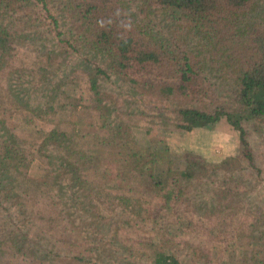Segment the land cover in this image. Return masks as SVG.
I'll list each match as a JSON object with an SVG mask.
<instances>
[{"label": "trees", "instance_id": "16d2710c", "mask_svg": "<svg viewBox=\"0 0 264 264\" xmlns=\"http://www.w3.org/2000/svg\"><path fill=\"white\" fill-rule=\"evenodd\" d=\"M83 105L94 131L56 126ZM245 118L264 119V0H0V264H264ZM195 126L237 130L250 166L175 165L156 132Z\"/></svg>", "mask_w": 264, "mask_h": 264}, {"label": "rangeland", "instance_id": "374dc122", "mask_svg": "<svg viewBox=\"0 0 264 264\" xmlns=\"http://www.w3.org/2000/svg\"><path fill=\"white\" fill-rule=\"evenodd\" d=\"M69 92L73 93V86L69 84L66 86ZM153 109H149V112H152ZM171 114V113H170ZM14 118L22 122V124L28 123L27 126L30 127L31 130L35 128H48L51 125L46 124L41 121H34L29 122L27 119L23 117V112H15L13 113ZM13 118V117H12ZM11 118V119H12ZM64 118V117H62ZM98 124L97 120V113L91 106H79L78 110L71 116L64 118L56 123V126L65 129V130H72V129H80V130H90L94 131L96 129V125ZM244 124H254L255 126H249V133L247 136L250 138L253 148V153L255 157V161L259 164L262 168V178L264 181V119H251L245 118ZM200 127V126H195ZM195 127H193L189 131H182L179 128L168 127L166 130L167 132H156L157 136L165 137L166 141L169 145V152L170 156L174 159L175 165L183 166V161L180 159L185 153L187 152H194L199 153L203 158L210 162H218L223 157L233 156L236 157L239 164L250 166L246 156L244 155L243 145L239 139V134L237 130L229 129L227 126L221 128H207L201 127L204 130H208L211 138L207 140L204 136V139L207 140V144L203 146V148L209 150L213 147V152L215 153L214 156H204L202 155L198 149L194 148L197 144H193L196 141V137H194L193 132ZM253 127L257 129H253ZM170 129V130H169ZM256 131H260L262 136ZM155 133V134H156ZM195 133V132H194ZM237 140L238 146L236 148L232 147L230 149L229 145L226 147L225 144H232L234 140ZM212 144V145H211ZM257 168V166H256ZM255 168V169H256ZM253 169V168H252ZM42 170L38 160H34L29 169V176L31 179L41 175ZM219 264H232V262H228L227 260L223 259L220 261Z\"/></svg>", "mask_w": 264, "mask_h": 264}, {"label": "crops", "instance_id": "0c3cea01", "mask_svg": "<svg viewBox=\"0 0 264 264\" xmlns=\"http://www.w3.org/2000/svg\"><path fill=\"white\" fill-rule=\"evenodd\" d=\"M202 126H200V127H195V129H194V132H193V135H194V137H196V141H195V143L193 142V144H197V146H194V148H196V149H198L201 153H203L202 155H204V156H207V157H209V156H214V152H213V147H211L209 150H207L206 148L204 149L203 148V146L205 145V144H207V140H210V138H211V135H210V133H209V131L208 130H204L203 128H201ZM204 136L206 137V139L207 140H202V139H204ZM237 137L239 136V134H237L236 135ZM212 145V144H211ZM229 145V147H230V149L232 148V147H234L235 148V146H236V148H237V146H238V142H237V140L235 139L234 141H233V143L232 144H225V146L227 147Z\"/></svg>", "mask_w": 264, "mask_h": 264}]
</instances>
